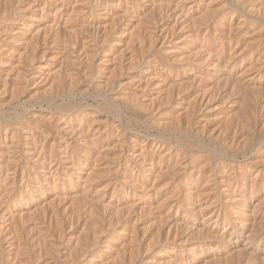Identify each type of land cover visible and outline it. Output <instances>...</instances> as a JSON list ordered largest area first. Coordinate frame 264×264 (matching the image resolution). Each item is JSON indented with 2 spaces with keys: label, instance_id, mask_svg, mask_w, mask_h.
<instances>
[{
  "label": "bare ground",
  "instance_id": "1",
  "mask_svg": "<svg viewBox=\"0 0 264 264\" xmlns=\"http://www.w3.org/2000/svg\"><path fill=\"white\" fill-rule=\"evenodd\" d=\"M215 1L217 0H0V114L2 116L0 119V264H36L35 260H33L34 263L32 261L35 253L36 258H38L36 261L39 264H82V261L89 258L91 260L93 256L95 258L96 253L102 255V253L108 254L110 250H114L113 245L111 246L109 242L114 243L116 248L117 245L122 246L121 251L118 249V252L116 251L117 255L120 254L118 257L116 254V256L111 255L112 253L108 254L114 257L111 262L109 256L110 264H127V262L138 264L141 261L138 254L140 245L138 231L145 227L142 225L143 222L140 224L139 218L144 217L147 210L157 211L164 204V201L158 202L156 199L158 188L160 190L161 186L155 185L153 188L151 187V190L148 183L152 182L153 179H159V173H166V175L168 173L172 177L173 175L176 177L177 173H183L186 179L191 178L195 182L200 181V176L203 178L204 175L209 176V180L204 177L207 181L215 180V178H211L215 170L207 174L210 162L208 163L206 157L198 156L197 158L196 156L197 160L193 158L195 161H191L192 159L188 160L187 158L188 153H184L187 154L185 156L171 149L168 150L164 145L165 143L154 141V143L149 144L148 139L136 138L124 140L122 135L118 133L119 125L114 120L110 129L108 128L109 125L105 127L102 123L103 125H101L105 128L97 133L92 130L93 133L90 135V128L88 127L91 125L89 124L94 121L99 123L101 114L93 113L91 115L89 111L84 109L89 105L85 106L81 103V106H84L83 110L73 112L72 116L69 114L63 116V114L59 115V113L54 112L53 115L56 117H48L47 114L49 115V113L43 112L47 109L43 106L45 102L49 106L55 103L58 107L56 102L59 99L62 101L65 99L75 100L79 96L82 97V101H85L83 99L96 95L95 98H103L101 101L106 99L114 102L119 107L120 116L138 117L140 114L139 117H141L142 112H145L154 119L158 115L156 109L158 104L171 105L175 101V96L178 97L180 94V90L184 89L183 87L187 88L188 82L186 80L189 77L187 73L189 71L186 63L191 49L189 52H181L184 43L180 45L182 47L174 46L177 45L176 43L183 42L185 39H193L192 42L198 41L200 43L198 48L194 45L195 51L197 50L195 54L206 49V52L210 51L209 48H212L214 43L224 45L227 42L229 45L231 44L233 25L230 23L229 28H226L227 23L223 24V21L219 20L212 23L213 20L210 21L219 10L212 5ZM228 1V5L223 6V10L231 20L235 16H239V19L236 20L239 21L235 23L234 27H244L242 25L245 23L241 22V18H246L242 16L252 15L256 10L255 4L257 2L254 0ZM262 9L264 8L262 7ZM221 12V14L224 13ZM260 12H262L261 15H264L263 10ZM257 15L260 16V13L258 12ZM217 17L220 16L217 15ZM221 18L223 17L221 16ZM259 18L262 20L261 17ZM260 27L258 26V28ZM236 35L234 34V36ZM259 44L261 45V43ZM213 54L207 55V59L209 57L212 59ZM231 57L232 55H229L230 59ZM190 58H195L197 61L196 57ZM229 58L226 57L227 65H229ZM220 62H218L219 66L223 64ZM215 63L217 64V62ZM206 64L208 67L211 65V63ZM225 67L227 66L225 65ZM250 67L245 68L241 74L248 72ZM193 75H190L194 77L191 78L192 82L199 75L201 76L197 72ZM176 90H179L177 95H175ZM201 98L203 99L202 96ZM101 103L97 101V108H101ZM69 104H67V108L69 106L71 109L75 108L73 103ZM38 106L41 111L36 110ZM112 106L114 107L113 104ZM187 106H185V111H182L185 113L183 115L186 116L187 114L192 117L194 110L192 112V107L190 108L188 104ZM20 108L23 110L18 113ZM97 108L96 110H98ZM188 109L191 111L187 112ZM60 110L58 109V111ZM166 116L159 115L158 121L154 119L155 124L158 122L161 126L164 125L163 129H165V126L170 124L164 118ZM172 116H170V120ZM145 117L147 118V116ZM186 121L189 122L190 120ZM98 125L100 126V124ZM169 127L171 126L169 125ZM233 167L228 168L227 166V169L224 170L220 168L223 171L221 179L217 175L221 187L226 186L228 193L239 191L237 189L244 185L238 184L236 182L238 180L234 179L236 169ZM260 172L264 171L259 169L257 174L253 176L254 179L259 178L258 173ZM101 173L106 178L109 175H114L116 180H119V185L113 186L111 193L97 190L98 188L102 190L100 187H103H98L94 182L96 176ZM219 173L222 175L221 172ZM180 177L182 180V176ZM171 178L169 177L170 181L174 177ZM233 179L236 180V183ZM207 181H205V185ZM181 182L183 183V181ZM181 182L177 183L180 185ZM243 182L245 183V181ZM107 184L106 187H108ZM163 184H165L164 181ZM185 184L181 186H185ZM253 185L248 190L251 194ZM172 188L176 192V188L179 190L181 187H176V191L173 186ZM148 189L151 191L148 192ZM185 191L190 192L189 187ZM202 192L199 194L197 192L196 196H200ZM206 192L204 191L203 194ZM114 196L117 198L115 199ZM177 196L179 197V195ZM242 196L241 199L246 200ZM238 197L233 194L230 198L238 199ZM166 199L168 200L167 197ZM186 201L187 199L184 202L186 203ZM184 202H180L179 199L174 201L170 205V210L172 208L177 209L176 213L178 214L182 207L188 209L189 205H184ZM88 204L89 208L87 207ZM167 207L169 208V206ZM219 207L212 210L213 213L211 212L212 215L210 214L209 217L212 220L215 216L214 224H218L221 219H224L222 222L227 223L228 220L224 217L225 215L222 217ZM197 211L200 212L198 209ZM110 212L116 214L113 222L110 221V226L113 224L114 234L119 233L120 239L119 237H117L118 239H111L110 236V240L106 241V245L103 246L104 243L100 242L99 237L103 238L101 232L103 234L104 230L109 229L107 216L110 217V215L107 214ZM167 214L165 215L167 216ZM155 215L159 216L156 213ZM27 216L29 218L26 220ZM83 217L88 218L89 221L92 220L91 223L96 220L97 224L93 225L97 226L98 229H103V231L100 229V235L94 231L96 228L94 229L95 226L93 227V225L94 230L92 228L90 230L91 233L94 231L95 235L93 234L92 237L83 234V228V230L81 229L82 234L78 232L79 221ZM145 218H142V221ZM169 218L174 220L172 216ZM83 220L85 221V219ZM241 220L238 221L233 218L229 222L236 227L238 223L243 222ZM85 223L84 228L88 225L90 227L87 220ZM123 223L128 227L125 226L124 229ZM120 224L122 229H119ZM157 224L161 225L162 223ZM154 225L156 224L154 223ZM28 228L32 230L31 237L35 240L33 243H36V246L30 241L29 238L31 237L28 238L29 235H26ZM69 231H71L72 237L67 244L64 239ZM172 232L173 230L170 234ZM153 235L151 234V236ZM69 236L67 235V237ZM102 238L100 239L102 240ZM121 239H129L131 245L129 242L127 245L130 247L123 245V242L120 245ZM144 240L143 242H145ZM172 241L174 243V240ZM73 243L76 245L75 247H73ZM32 244L35 250L32 249L33 246H30ZM98 244L102 246L99 245V247ZM111 247L112 249H110ZM144 252L147 253L146 250ZM63 255L67 259H64L65 262L61 259ZM115 257L118 258L117 261H115ZM36 258L34 257V259ZM144 260L145 258L142 259V261ZM109 261L104 259L99 264H109ZM165 262L169 261L166 260Z\"/></svg>",
  "mask_w": 264,
  "mask_h": 264
},
{
  "label": "rangeland",
  "instance_id": "2",
  "mask_svg": "<svg viewBox=\"0 0 264 264\" xmlns=\"http://www.w3.org/2000/svg\"><path fill=\"white\" fill-rule=\"evenodd\" d=\"M259 1H261V2H259ZM223 2H222V0H217L212 4L213 6L219 8V10L212 16V17H214V16L215 17L210 19V21L213 20V21H211V23L214 21L215 22L219 21V20L223 21L222 22L223 24L227 23L226 28H229V26L231 24L233 25L232 27L234 30L232 29V32H231V34H232L231 36H232L233 40H232L230 45L227 42H225L224 45L220 44V43H214V44H212L213 47H212V45H210L212 47V48H209L211 52L208 50L210 53L208 51L206 52V50H207L206 49V50H203V52L198 53V54H195L197 52V50L195 51V49H196V47L198 48L200 43L198 41L192 42L193 39L192 40L185 39L186 42L184 40H183V42L177 41L178 42V43H176L177 45H174L176 47H182V46H180V45H182V43H184V47L187 45V47H185V48L183 47L184 50H183V48L181 49L182 50L181 52H183V51L189 52L191 49V51L189 52L190 55L188 57H189V59H191L190 57H192V58L196 57L197 61L195 60V58H193L195 61L193 59H191L192 61L188 59V62L186 63V66H188V71H189L187 73L190 77V78L188 77L186 80V82H188L186 86H187V88L188 87L189 88L187 89L186 87H183L184 89L180 90L181 92L178 95V97L175 96V98H174L175 103L173 102L171 105L168 104L169 106H166L165 104H162L163 106L161 104H158L159 106L160 105L161 106H160V108H159V106H157V108H156L158 111V115H157V112L155 111L157 116L154 119H156V121H158L157 117L159 115H162V116L167 115L168 117L166 116L164 118H166V120H168L170 123L167 126L168 128L165 126V129H163L164 125L161 126L158 122H157L158 124L156 123L158 125L157 126L154 122V119L150 118V116H148L149 114H147L145 112H142L143 113V115L141 116L142 118L139 117L140 114H138L139 116L137 115L139 118L134 117L132 115H130L131 117L129 115L128 116H120L119 107H117V105L114 102L106 100V99H105V101L104 100L101 101L103 98L102 97L101 98L100 97L95 98L96 95H91L90 96L91 98L89 97L88 99H83L85 101H82L81 100L82 97H79V96L76 97L75 100L74 99H71V100L65 99V100H63L64 102L59 99L56 102L58 104V107H57V105H55V103H54V105L51 104L50 106L46 102L43 103L44 108H47L43 112L49 113V115L47 114L48 117L54 116L53 115L54 112H56L57 114L59 113V115L63 114V116H64V114H65V116H68L67 114H69V116H72L73 112H75L77 110L78 111L83 110L84 106H81V103H82V105H85V106L89 105V106L85 107L84 109L86 111H89L91 115L93 113L94 114H101L100 115L101 117L99 118L100 120L97 119L98 121H100L99 123L97 121H94L93 122L94 124H93L91 122L92 120L91 119L89 120L91 122L89 124L91 126L88 127V128H90L89 129L90 135H91V133H93V131H94V133L95 132L97 133L99 130L101 131L103 126L108 127V125H109L108 128L110 129L111 125L115 121L119 125L118 133L120 135H122L124 140H127V139L129 140V138L130 139L136 138V139H146V140L148 139L149 144L154 143V141L162 143V144L165 143L164 145L166 146V149L168 148V150L171 149L172 151L179 152L181 154L188 153V156H187V154H184L185 156H187L188 160L192 159L191 161H195V159L197 160L198 156L206 157L205 159H207L208 163L210 162L209 168L210 167L212 168V169L208 168L209 172L207 174H209L212 170H215L213 177H211L213 179L215 178V180L212 179L213 181H207L206 178L208 180L210 179L209 176L207 177V175H204L203 178H202V176H200L201 177V178L199 177L200 181L195 182L191 178H189L190 180L186 179V176L183 173L182 174L177 173L176 177L173 175L174 178L168 173H167V175H166V173H164V174L161 173L162 175L159 173V176H158L159 179L156 178L155 179L156 181L153 179L155 182L152 180L153 183L152 182L148 183V186H150L149 188L151 190H152L153 186H155V185L157 187L161 186L160 190L158 188L156 199L158 200V202L164 201L163 202L164 204L161 207L162 209L160 208L157 211L156 210H152V211L147 210L148 213L146 212L144 214V217H146V218L143 219V221H142V218H144L143 216H141L142 218L141 217L139 218L140 224L143 222L142 225H145V227L138 231V235H139L138 239L140 240L139 241L140 245H139V250H138L139 253L138 254H139L140 259H141V261H139L138 264H145V263L146 264H264V186H263L264 185V172L258 173L259 178L257 177L254 179V177H253L257 174L259 169H262L264 171V53H263L264 52V22H263L264 21V15H261L262 12H260L263 10V13H264V9H262V7L264 8V6H263L264 3H263V0H254V2H257L259 4V5L257 3L255 4L256 5L255 12H257V13L259 12L260 16L257 15V13H255V12L252 13L253 16L252 15L242 16L246 19L241 18L242 19L241 22L243 24L245 23L246 25L245 24L242 25L244 27L239 26L240 27L239 28V27H234L235 23H237L239 21V20L236 21L237 19H239V16H237V17L235 16L234 17L235 20L234 19L231 20V18L228 16V14L225 12V10H223V6L228 5L229 1L223 0ZM216 3L218 5L219 4H222V5L218 6ZM259 7H261V8H259ZM221 11H223L224 13L221 14L222 13ZM218 13H220V14H218ZM243 14H245V13H243ZM217 15L220 17H217ZM221 16L224 18V20H223V18H221ZM257 16H258V18L261 17L262 20L260 18H259L260 19L259 20L257 18ZM247 19H248V21H246ZM254 19H256V20H254ZM261 21L263 22L262 25H260L262 23ZM257 25L259 27L260 26H262V27L258 28ZM255 26H257V27H255ZM255 29H256V32H254ZM234 34H237V35L234 36ZM259 34H261V35L259 36ZM254 38H256V39H254ZM259 43H261V45ZM190 44H192V46H190ZM196 44H198V45H196ZM188 46H190V47H188ZM214 47H216V48L214 49ZM216 50H217V52H220V51L221 52L217 53ZM248 50H251V51H248ZM191 52H194V53H191ZM213 52H214V54H213ZM228 52H229V54L227 55ZM230 52H231V54H230ZM192 54H195V55H192ZM199 54H200V56H199ZM211 54H213L211 56L212 59H210V57L207 59V57L210 56ZM233 54H235V55H233ZM229 55H232L231 59L229 58ZM242 55L244 58L242 57ZM213 56L216 58L214 59ZM217 56L219 57V60L221 62L218 60ZM226 57L231 60V62H230V60L228 62L229 65H227V63H226L227 62ZM198 60H202L204 62L198 61ZM209 60H211V61H209ZM207 61H209V62H207ZM200 62L203 64L200 65L201 64ZM215 62H217V64ZM218 62H220V64L221 63H223V64H221L219 66ZM206 63H209V64L211 63V65L209 66L210 68L208 67V64H206ZM225 65L227 67H225ZM248 67H250L248 72H246L245 74H241L242 71ZM204 69L205 70L207 69L210 72L207 70L205 72ZM195 72H197L198 74H201V76L199 75V77H201V78L198 77L199 79L196 78L197 80L194 79V81L192 82L191 78H194V77H191V76L193 75V73L195 74ZM203 78H205V79L203 80ZM176 92L177 93L175 95H177L179 93V90L178 91L176 90ZM201 96L203 97V99L201 98ZM97 101H98V103L102 102L101 108H97V106H96ZM198 101H199V106H198ZM68 102L73 103V105H75V108L71 109V106H69L67 108V104H69ZM84 102H86L87 104ZM111 103L114 105V107L112 106ZM180 104H181V106H180ZM187 104L190 105V108L192 107V109H191L192 112L194 110V112H193L194 114L192 117L188 116L187 114H186V116L183 115L185 113L182 111H185V109H186L185 106L188 107ZM91 105L95 106L99 111L96 110V108L91 106ZM105 106L107 108V111H106ZM58 109L59 110L61 109V110L58 111ZM22 110H23V108H20L18 110V113H21ZM36 110L41 111L39 106L37 107ZM102 110H103V112H102ZM191 110L188 109L186 111L190 112ZM177 112H180L181 114L180 113L178 114ZM139 113H141V112H139ZM173 113H175V114H173ZM145 114H147V115H145ZM13 115H14V113H13ZM172 115H174V116L176 115V116L173 118ZM181 115H183V116H181ZM145 116H147V118ZM170 116H172L173 119L171 118V120H170ZM187 116H188V118H187ZM1 117L2 116L0 114V119H1ZM54 117H56V116H54ZM186 120H190V121L188 122ZM150 121H152L153 124ZM172 121H173V124H172ZM195 122H196V124H195ZM98 124H100V126ZM96 125H98V126L96 127ZM169 125L171 127H169ZM96 129H98V130H96ZM61 135H62V133H61ZM189 155H190V157L191 156L192 157L190 158ZM196 156H197V158H195ZM193 158H195V159H193ZM233 165H234V167H233ZM227 166H228V168L233 167L234 169H236L235 170L236 177L234 179L238 180L239 182L234 180V179H233V181L234 182L236 181L240 185L244 184L243 186H245V185H247V186H245V187L242 186L243 188L239 187L237 189L239 191H234V192L232 191L230 193H228V191L226 190V186H224L225 188L221 187L222 185L219 182V179H221L223 176L222 170L227 169L226 168ZM222 167H223V169H222ZM216 171H218V172H216ZM219 172H221L222 175ZM110 173L113 174V172H110ZM157 175H158V173H157ZM217 175H219L218 176V178L220 177L219 179H217ZM103 176H104V174H102V173L99 174L98 176H96L95 181H94L96 183V185H98V187L103 186L102 188L100 187V189H102V190H99V188L97 189V187H96V189L98 191L104 190L107 193H111L112 189L115 186L119 185V183H118L119 180H116L117 178H115L114 175H112V176L109 175V176H111V178L109 179L111 181L110 182L108 180L109 176H108V178H106L105 176L103 177ZM180 176H182V178H183L182 180H181ZM160 177H161V179H160ZM169 177L170 178L172 177L173 179L171 178L172 180L170 181ZM204 177H206V178H204ZM176 178L178 179V181ZM162 179L165 182V184H163ZM201 179H203L204 181ZM251 179H252V181H251ZM174 180H175V182H174ZM253 180H255V181H253ZM105 181L106 182L108 181L107 182L108 184ZM179 181L180 182L183 181V183L181 182L182 184L180 183V185H179V183H177ZM205 181H207L208 184L206 182V185H205ZM240 181L242 182V184ZM243 181H245L246 184ZM94 182H93V184H95ZM176 183L178 186L175 185ZM106 184L108 187H106ZM160 184H162V185H160ZM184 184H185V186H181ZM250 184L251 185L255 184V185H253L252 194H251V192L248 191L251 188ZM172 186L174 187V190L176 187H181V188H179V190H178V188H176L177 191L175 190L176 192H174ZM182 187L185 190L187 189V187H189L190 192L185 191ZM219 187H220V189H219ZM109 188H110V190H108ZM191 188H192L193 192H192ZM105 189H107V190H105ZM150 189H148V192L151 191ZM169 189H172V190H169ZM180 189H183L184 191L180 190ZM209 189H210V191H209ZM222 189H224V190H222ZM201 190L203 192L204 191H207V192L203 194V192ZM163 192H165L169 195H167ZM199 192H202V193H200L201 197L196 196L197 194H199ZM116 193H120V192H116ZM188 193L189 194L191 193L192 195L191 194L189 195ZM233 194L239 196L238 199L230 198ZM177 195H179V197ZM241 195H243L242 197H245L246 200H243V198L241 199ZM166 197L168 198L169 201L166 199ZM171 197H172V199H171ZM173 197H175V198H173ZM109 198L111 199V197H109ZM114 198L116 199L117 197L114 196ZM183 198L185 200L187 199V201H186L187 204L184 202L185 200L183 201ZM178 199L180 202L181 201L184 202L185 203L184 205H189V207H188V209H186V207H184V208L182 207L180 209V211H178V214H177L176 213L177 209L175 210L172 208L170 210V205ZM165 200H167V201H165ZM171 200L173 201L172 203H171ZM214 201H215V203H214ZM167 202H168V204H167ZM167 206H169V208ZM214 206H215V208H214ZM87 207L89 208V204L87 205ZM218 207L221 209L222 217L225 215L224 217L227 218V220H228L227 223L222 222V221H224V219H221L218 224H214L213 219H215V216L212 218V220L210 219L209 216H210V214L212 215V213H213L212 210L218 209ZM194 208H195V210H194ZM227 208H228V210H227ZM197 209L200 212H198ZM166 210L168 211V214H167ZM158 211H160L159 212L160 214L157 213ZM183 212H185V213L183 214ZM112 213H114V214H112ZM155 213L158 214L159 216L155 215ZM153 214H154V216H153ZM165 214H167V216ZM173 214H174V216H173ZM107 215H110V217L107 216V222L109 221L108 222V228L110 229V227H112L110 229V232L108 229V230H104L105 234H104V232L102 234V232L100 231L101 228L98 229L97 226H95L97 224L96 220L93 219L95 222L91 223L92 220L89 221L88 218L86 219L84 217L82 219H80V221H79V227L80 228H78V232H80V234H82V233L86 234V235L88 234L87 235L88 237H92L95 232H98L99 233L98 235H100V232H101V235L105 239L103 240L102 237L98 236L99 240L101 243L102 242L104 243V244L102 243L103 246L106 245V241H109L110 238L115 239V238L119 237V235H120L119 233L114 234L115 228H114L113 224L110 226V224H111L110 221L113 222L114 217L116 216L115 212H110ZM149 215L150 216L152 215V216L150 217ZM127 216H129V215H127ZM127 216H126V219H127ZM164 216H166V217H164ZM169 216H172L174 218V220L172 218L170 219ZM204 216L205 217L208 216V217H206L208 220ZM162 217L164 220L160 219ZM167 217L169 219H166ZM175 217H176V219H175ZM28 218H29V216L26 217V220ZM110 218H111V220H110ZM182 218H183V220H182ZM233 218L238 220V221H239V219L240 220L242 219L241 221H243V222H240V224L238 223V225L235 227L233 224H231L229 222ZM83 219H85V221L87 220V222L90 223V227L88 225L86 228H84L86 223ZM157 220H159V221L156 222ZM204 220H205V222H204ZM210 220H211V222H210ZM150 221H152L151 222L152 224H150ZM80 223H82V224H80ZM154 223L156 225L153 226ZM157 223H159V224L162 223V224L158 225ZM93 224H95V225H93ZM82 225H84V226H82ZM92 225H93V227L95 226L94 229L96 228L97 231L92 228ZM122 225H123V228L125 229L126 225L124 223ZM122 225L120 224L119 229H122ZM173 226H174V228H173ZM126 227H128V225ZM129 227H130V225H129ZM91 228L95 231V232L93 231L94 233L93 232L91 233V230H90ZM147 228H148V230H147ZM79 229L80 230L82 229L83 232H82V230L80 231ZM86 229H87V232L89 231L91 234L89 232L87 233ZM143 229L146 231H144ZM171 229L173 230L172 234H170L172 231ZM67 230H68V228H67ZM101 230L103 231V229H101ZM31 231L32 230L30 228H28V231H27L28 234H26V235H29V236H27L28 238L32 236ZM111 231H113V232H111ZM153 231H154V233H152ZM78 232H77V235L79 234ZM231 232H232V236H231ZM70 233H71V231H69V233H67V235L68 236L70 235V236L67 237V235H66V237H65L66 240L64 239L65 243H67V244H68V240L70 241V238L72 237V233L71 234ZM151 234L152 235L154 234V235L151 236ZM144 235H145V237H144ZM96 236H97V233H96ZM143 237H144V239H146V238L147 239L144 240ZM100 238H102V240ZM153 238H154V240H153ZM29 239L32 243L35 242V240H33L32 237ZM119 239H120V237H119ZM128 240L129 239H124V240L121 239L120 245L122 244V242H123V245H127L128 242L130 244V240L129 241ZM143 240L145 242H143ZM172 240H174L175 244L172 243L173 242ZM176 241H177V243H176ZM109 243L111 244V246L113 245V249L114 250L116 249V250H115V253H114V250H110L108 252V254L112 253L111 255H115L116 251L118 252V250L119 251L122 250L121 249L122 246L119 247V245H117V248H116L114 243H112V242H109ZM124 243H126V244H124ZM163 243H165V244H163ZM33 244L30 246L32 247ZM142 244H143V246H142ZM155 244H156V248H155ZM34 245L36 246V243ZM73 245H72L73 247L76 246L74 243H73ZM99 245L102 246L101 244H98V246ZM130 245H127V246L130 247ZM32 249L35 250V247L33 246ZM110 249H112V247ZM140 249H142V250H140ZM143 250L144 251L146 250L147 253H145ZM158 251L159 252L161 251V252L159 253ZM33 253H34V251H33ZM104 254H106V255H104ZM108 254L106 252L102 253V255H100L99 253H96L95 258L93 256V258H91V260H89L90 259L89 258L88 260L82 261V264H99L104 259L109 261V259H110L109 256L111 257V255H108ZM181 254H182V256H181ZM34 255L35 256H33L32 261L35 260L36 264H39L38 261H36L38 259V258H36L37 257L36 253ZM99 255H100V257H99ZM119 255L120 254H118L117 257ZM166 256H167V258H166ZM34 257L36 259H34ZM65 257L66 256L63 255L61 259L67 260ZM117 257H115V259H116V260L114 259L115 261L118 260ZM143 257L145 258L144 261H142V259H144ZM173 257H175V258H173ZM113 258L114 257L112 256L111 260H110L111 262L113 261L112 260ZM92 259H93V261H92ZM65 260H64V262H65ZM166 260H168L169 262H165ZM110 261H109V264L111 263ZM170 261H171V263H170ZM33 263H34V261H33ZM128 263L131 264L130 262H127V264Z\"/></svg>",
  "mask_w": 264,
  "mask_h": 264
}]
</instances>
